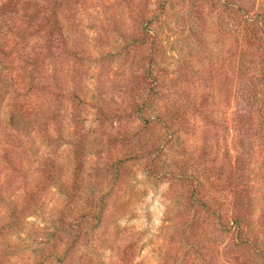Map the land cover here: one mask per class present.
<instances>
[{
	"label": "trees",
	"instance_id": "trees-1",
	"mask_svg": "<svg viewBox=\"0 0 264 264\" xmlns=\"http://www.w3.org/2000/svg\"><path fill=\"white\" fill-rule=\"evenodd\" d=\"M172 1L120 0L125 9L132 8L126 12L129 27L108 16L111 30L105 45L127 70L121 76L124 88L118 102L96 100V127L105 129L115 118L139 123L133 129L122 126L109 132L101 145L114 143L130 150L139 146V153L151 158L144 164L148 178L169 179L186 188L158 264H264V196L256 211L257 198L242 155L233 164L228 155L221 162L208 146H201L197 161L181 148L169 156L172 168L161 161L165 143L177 139L197 109L202 116L204 105L197 108L194 102L175 98L163 42L155 29ZM183 1L196 20L199 15L202 19L203 5L215 12L219 35L231 36L232 93L247 110L246 137H253L250 132L258 126L253 114L260 118L264 184V0ZM81 2L0 0V264H11L7 239L42 212L53 188L60 191L63 203L50 220L51 231L33 264L78 263L79 248L104 226L110 197L106 189L121 182L117 167L98 168L101 181L93 186L86 179L93 141L79 113L81 87L70 88L80 72L74 75L68 66L74 62L84 66L94 56H87L83 42L73 36ZM224 21L230 24L228 30ZM225 62L222 53L219 78ZM112 125L113 120L109 131ZM156 127L164 131L165 140L155 132L143 133ZM66 145L71 159L64 180L57 154ZM23 162L35 166L31 173L25 172Z\"/></svg>",
	"mask_w": 264,
	"mask_h": 264
},
{
	"label": "rangeland",
	"instance_id": "rangeland-1",
	"mask_svg": "<svg viewBox=\"0 0 264 264\" xmlns=\"http://www.w3.org/2000/svg\"><path fill=\"white\" fill-rule=\"evenodd\" d=\"M131 9H125L120 0H82L75 16L73 36L83 42L87 56L94 55L92 62L86 61L84 66L77 62L68 63L72 74L80 72L70 81L74 83H70V88L73 85L81 87L79 113L93 141L86 161L87 183L93 186L101 181L98 168L117 167L122 175L121 182L106 189L110 191V197L104 226L79 248L76 264H158L168 244L167 234L173 229L182 196L186 194V188L169 179L155 181L147 177L144 164L151 158L139 153V146L130 150L114 143L101 145L109 132L113 133L122 126L133 129L139 123L133 125L124 118L109 119L106 128L98 130L94 115L96 100L113 99L118 102L117 96L124 88L121 76L127 69L118 63L116 52L105 45L106 34L111 30L107 19L110 16L122 20L129 27L126 12ZM200 12L202 19L199 15L196 20L186 1L173 0L155 27L163 42L170 78L175 86V98L194 102L197 108L204 104L201 109L203 115L200 116L197 109L194 116H189L177 139L165 143L160 158L169 169L172 168L169 156L179 148L180 151L187 150L195 161L201 146H208L221 162H225V155H228L233 164L236 156L241 154L257 198L256 211H260L264 196V184L261 182L263 127L259 124L258 115L253 114L252 120L258 125L255 132H250L253 137H246L243 133V121L246 122L248 116L245 106L232 93V71L228 59L231 36L227 33L219 35L215 12L205 5ZM224 22L228 30L230 24ZM101 49L105 52L98 56L96 52ZM222 53L226 62L219 78L216 73ZM112 120L113 130L109 131ZM152 132L165 140L164 131L159 127L148 128L143 133L149 136ZM57 156L63 168V179L67 180L71 159L69 146L61 147ZM23 165L27 174L35 167L26 162ZM105 175L101 173L99 176L105 178ZM62 203V194L53 188L46 195L42 212L29 217L23 231L7 239L9 246L6 251L12 259L11 264L34 263L35 257L44 249L41 243L51 231L50 220Z\"/></svg>",
	"mask_w": 264,
	"mask_h": 264
}]
</instances>
